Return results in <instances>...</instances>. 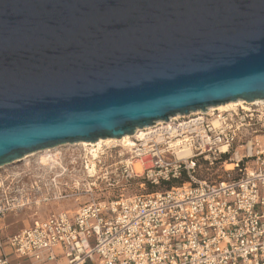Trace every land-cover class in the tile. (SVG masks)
<instances>
[{
	"label": "water",
	"instance_id": "95a60500",
	"mask_svg": "<svg viewBox=\"0 0 264 264\" xmlns=\"http://www.w3.org/2000/svg\"><path fill=\"white\" fill-rule=\"evenodd\" d=\"M264 100V0H0V170Z\"/></svg>",
	"mask_w": 264,
	"mask_h": 264
},
{
	"label": "built area",
	"instance_id": "2783aa9c",
	"mask_svg": "<svg viewBox=\"0 0 264 264\" xmlns=\"http://www.w3.org/2000/svg\"><path fill=\"white\" fill-rule=\"evenodd\" d=\"M251 109L216 114V127L197 111L143 128L148 139L131 137L132 150L149 165L139 176L121 165L122 173L160 187L185 172L184 184L109 200L89 188L73 214L36 217L10 235L0 229V264H264V105ZM176 140L188 157H176ZM198 160L217 166L213 180L197 179ZM7 189L0 220L28 201H7Z\"/></svg>",
	"mask_w": 264,
	"mask_h": 264
},
{
	"label": "rangeland",
	"instance_id": "374dc122",
	"mask_svg": "<svg viewBox=\"0 0 264 264\" xmlns=\"http://www.w3.org/2000/svg\"><path fill=\"white\" fill-rule=\"evenodd\" d=\"M210 108L204 113L213 120L218 113L209 112ZM114 146L116 147L113 148ZM51 149L52 152L43 150L27 155L0 170V185L3 189L8 187L7 201L28 199L25 207L9 212L0 220V228L5 235L18 232L36 217L43 218L49 213L65 211L73 214L79 205L90 200L85 194L89 188L97 200L116 199L120 194L130 197L166 189L165 186L151 188L149 184L141 186L143 180L140 177L126 178L121 165H130L139 176L149 163L137 168L136 164L141 160L134 156L133 150L119 144L102 146L97 151L96 159H92L90 147L85 149L75 144ZM142 159L147 161V158ZM198 163L200 167L196 171L197 179L213 180L218 174L217 166L208 167L201 160ZM35 185L41 187L40 193L34 194ZM71 193L77 194V197H70L69 200L60 198Z\"/></svg>",
	"mask_w": 264,
	"mask_h": 264
},
{
	"label": "bare ground",
	"instance_id": "6f19581e",
	"mask_svg": "<svg viewBox=\"0 0 264 264\" xmlns=\"http://www.w3.org/2000/svg\"><path fill=\"white\" fill-rule=\"evenodd\" d=\"M247 102H244L242 100H237V101H233V102H229V103H226L224 105H219V106H216V107H211L209 109V112H212V111H217L218 114H224V113H229V112H235L238 108L246 111V112H251L252 111V107L254 106L255 108H259V110H261L260 108L263 107L264 105V100H255L253 102H250V103H247ZM251 105V106H250ZM207 110V109H206ZM205 110V111H206ZM176 118V117H175ZM217 123H218V120L216 119V117L213 118L212 120V124L214 127L217 126ZM148 135V133H144V130L142 129H138L134 132L133 135L129 136V135H126V136H123L122 138L120 139H112V138H107V139H98L96 142L94 143H89V142H84V141H80L78 143H76V145H79L83 148H88L90 147V153H91V156L93 157L92 159H96L97 158V151L99 148H101L102 146H105V147H108L110 145H116V144H119L121 145L123 148H126V149H131L135 146V144L132 142V139L131 137H135V138H138V139H143V140H147L148 138H146L145 136ZM182 136V135H181ZM180 136V137H181ZM183 138V137H182ZM185 138V137H184ZM185 141H187L186 139H184ZM184 140L182 141H178L176 140V142L173 144V146L175 147V151L176 152V157L178 159H184L186 157L189 156L190 154V151L187 150L185 147V143L183 142ZM160 141V138H158L156 140V142H159ZM180 145V146H178ZM116 147V146H114ZM96 148V149H95ZM43 151V150H42ZM53 149L49 148V149H45L44 152H52ZM19 161V160H17ZM15 161V162H17ZM14 162V163H15ZM14 163H12L11 165H13ZM146 163L145 160L141 159L140 162H137L136 166L137 168H141L142 166H144ZM9 165V166H11ZM9 166H6V167H3L1 170L5 169V168H8ZM228 166H231V165H228ZM232 167V166H231Z\"/></svg>",
	"mask_w": 264,
	"mask_h": 264
},
{
	"label": "trees",
	"instance_id": "16d2710c",
	"mask_svg": "<svg viewBox=\"0 0 264 264\" xmlns=\"http://www.w3.org/2000/svg\"><path fill=\"white\" fill-rule=\"evenodd\" d=\"M186 181H187V176H186L185 172H182L181 175H180V177L178 179H173L169 183H166L164 186L166 188H169V187H172V186H175V187L176 186H181Z\"/></svg>",
	"mask_w": 264,
	"mask_h": 264
},
{
	"label": "crops",
	"instance_id": "0c3cea01",
	"mask_svg": "<svg viewBox=\"0 0 264 264\" xmlns=\"http://www.w3.org/2000/svg\"><path fill=\"white\" fill-rule=\"evenodd\" d=\"M1 229V228H0ZM2 231V230H1ZM3 233V232H2ZM12 261L15 262L14 258H12Z\"/></svg>",
	"mask_w": 264,
	"mask_h": 264
}]
</instances>
